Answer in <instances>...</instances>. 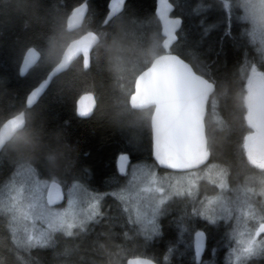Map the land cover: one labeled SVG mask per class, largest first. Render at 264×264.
Listing matches in <instances>:
<instances>
[{
    "label": "snow or ice",
    "instance_id": "1",
    "mask_svg": "<svg viewBox=\"0 0 264 264\" xmlns=\"http://www.w3.org/2000/svg\"><path fill=\"white\" fill-rule=\"evenodd\" d=\"M125 4L126 0H106V11L95 0H78L70 9L55 6L71 38L63 44L61 37L59 63L17 93L18 108L0 121V146L25 125L27 112L40 98L57 89V77L73 63L83 73L91 71L94 49L112 21L125 14ZM221 4L229 25L224 38H230L234 48L244 49L238 125L227 124L216 111L217 79L210 63L192 51L193 44L199 47L217 25L204 26L196 41L182 26V16L213 5L201 3L188 12L186 5L157 0L160 51L145 62L130 86L120 85L127 104L142 114L136 126H150L152 162H138L128 174L129 156L121 153L117 168L129 178L111 191L93 189L77 177L71 182L55 176L41 180L35 167L15 166L0 187V243L10 245L17 264H44L40 252L58 247H62L58 255L68 256L72 251L68 241L95 232L101 224L121 229L117 234L125 245L111 255L122 258L123 264H174V257L175 264H220L216 257L221 249L223 264H264V24L258 22L264 19V0H240L238 5L221 0ZM175 7H180L181 16L170 15ZM233 19L241 25L238 36L231 32ZM44 39L43 31L33 32L21 45L20 76L40 68ZM248 46L256 53L252 59ZM211 50L209 45L207 51ZM0 63L6 66V61ZM79 90L75 113L87 118L96 108V93L93 85ZM202 183L212 186V194L207 187L201 193ZM109 198L116 204V214L104 207ZM167 217L171 235L161 261L149 249L165 236ZM138 238L141 244L126 246ZM209 251L212 258L206 260Z\"/></svg>",
    "mask_w": 264,
    "mask_h": 264
},
{
    "label": "clouds",
    "instance_id": "2",
    "mask_svg": "<svg viewBox=\"0 0 264 264\" xmlns=\"http://www.w3.org/2000/svg\"><path fill=\"white\" fill-rule=\"evenodd\" d=\"M240 0H235L238 5ZM55 5L44 0H0V35L16 26L30 28L33 32L43 31L46 39L41 42L42 60L40 66L45 72L55 67L63 53V44L72 34L64 31ZM264 24V19L258 21ZM107 35L93 51V66L89 73L79 70L76 63L56 80L58 91L72 93L86 85H93L97 104L92 118L99 124L117 130L137 125L140 110L127 104L123 83L130 86L135 74L158 54L159 37L146 20L130 14L114 19ZM53 38H56L55 40ZM15 96L0 90V121L11 115L17 108ZM0 161L12 165H31L42 168L53 176L73 174L78 165L74 148L67 143L59 130L48 129L43 116L35 107L26 114V122L0 146ZM134 241L127 242L129 246ZM125 242L114 228L106 224L96 226L95 232L81 233L68 241L71 253L58 255L62 247L52 250L47 264H123L122 258L111 253L119 251ZM0 257L4 264H17L16 256L0 243Z\"/></svg>",
    "mask_w": 264,
    "mask_h": 264
},
{
    "label": "trees",
    "instance_id": "3",
    "mask_svg": "<svg viewBox=\"0 0 264 264\" xmlns=\"http://www.w3.org/2000/svg\"><path fill=\"white\" fill-rule=\"evenodd\" d=\"M170 1L174 4L186 5L188 12H192L201 3L213 5L212 8L199 14L192 12L190 17L182 16V26L188 32L190 40L196 41L201 38L204 26L208 24L217 25L207 36L203 37V43L199 47L193 44L192 51L199 54L201 59L210 63L212 75L217 79L213 93L216 111L227 124L235 127L239 123L241 111L238 96L240 88L245 82L240 79L244 49L234 48L231 39L224 38V32L229 29V25L226 13L222 9L221 0ZM44 2L70 9L75 6L78 0H44ZM95 3L97 7L106 11V0H95ZM233 3L235 4V0H233ZM155 7L156 0H126L124 12L140 20H153L150 27L156 31L158 22L155 21ZM235 13L239 14L238 7L235 8ZM173 15L181 16L180 7L174 8ZM201 20L205 21V25H201ZM240 28L241 25L233 19L231 32L238 36ZM32 34V29L18 25L13 30L0 35V61H6V66L0 63V90L11 92L15 98L17 93L22 94L25 91L23 85L35 83L38 76L43 75L46 71L45 68L40 66L39 69L31 71L26 77H20L19 75L21 45L27 43V38ZM222 39L223 48L221 50ZM209 45L212 46L211 51H207ZM247 51L249 59L256 56L251 46H248ZM185 59L191 60V57L185 55ZM80 94V90L63 93L54 88L43 95L35 105V108L43 116L47 128L61 131L67 143L74 148L77 156L78 165L73 174L55 177L66 182H71L73 177H77L93 189L111 191L113 188L127 183V174L118 173L116 168V160L121 153H127L130 156L129 170L132 165L138 162H152L150 126L141 125L117 130L97 123L92 115L87 119H80L75 114V103ZM141 116L142 114L137 117V122H139ZM211 127L210 124V129ZM227 147V142H225V150ZM14 169L15 165L0 161V187L3 186L6 178L11 176ZM36 169L39 178L50 180L53 177L42 168ZM129 170H127V173H129ZM158 171L161 174L163 173L159 169ZM205 187L207 189L212 188V186L202 183L201 193H204ZM110 205L111 208H109ZM104 207L111 214H116L118 211L115 202L110 198L106 200ZM168 220V217L163 220L165 236L149 249V252H155L161 261L163 260L165 241L171 235ZM115 231L117 233L121 231L119 226L116 227ZM133 243L141 244L142 239L138 238ZM51 251L49 249L40 252L44 264H47ZM223 257L224 250L221 249L216 257L220 264H223ZM204 258L206 260L212 258L210 251L205 253ZM176 260L174 257V264Z\"/></svg>",
    "mask_w": 264,
    "mask_h": 264
},
{
    "label": "water",
    "instance_id": "4",
    "mask_svg": "<svg viewBox=\"0 0 264 264\" xmlns=\"http://www.w3.org/2000/svg\"><path fill=\"white\" fill-rule=\"evenodd\" d=\"M171 2V1H170ZM156 4H157V0H156ZM155 9H156V7H155ZM173 11H174V9H173ZM173 11H172V13L170 14L171 16H173V17H176V16H174L173 15ZM20 77H22V76H20ZM95 109V108H94ZM94 111V110H93ZM76 114V113H75ZM77 116V115H76ZM91 116V115H90ZM89 116V117H90ZM78 117V116H77ZM89 117H87V118H89ZM78 118H80V117H78ZM87 118H80V119H87ZM151 131V130H150ZM119 157V156H118ZM118 157H117V159H118ZM152 158V157H151ZM129 162H130V158H129ZM128 166H129V163H128ZM128 166H127V168H128ZM116 168H117V160H116ZM159 170H161V171H164L163 169H159ZM117 171H118V168H117ZM126 171H127V169H126ZM118 173H120L119 171H118ZM120 174H123V173H120ZM62 202L63 201H61L60 203L62 204ZM59 206V205H58Z\"/></svg>",
    "mask_w": 264,
    "mask_h": 264
},
{
    "label": "rangeland",
    "instance_id": "5",
    "mask_svg": "<svg viewBox=\"0 0 264 264\" xmlns=\"http://www.w3.org/2000/svg\"><path fill=\"white\" fill-rule=\"evenodd\" d=\"M129 170V169H128ZM131 173V168H130V170H129V173L128 174H130ZM127 177V179L126 180H128V178H129V175H127L126 176ZM39 178V177H38ZM39 179H41V180H45V179H42V178H39ZM208 194H212V188H208ZM64 204L66 205V201H64Z\"/></svg>",
    "mask_w": 264,
    "mask_h": 264
},
{
    "label": "bare ground",
    "instance_id": "6",
    "mask_svg": "<svg viewBox=\"0 0 264 264\" xmlns=\"http://www.w3.org/2000/svg\"><path fill=\"white\" fill-rule=\"evenodd\" d=\"M76 104V103H75ZM124 154H127V153H124ZM121 155V154H120ZM128 155V154H127ZM129 156V155H128ZM130 158V156H129ZM176 213L174 212L173 215H175ZM168 219H171V217H168ZM165 251V250H164ZM164 253V252H163ZM177 259V258H176Z\"/></svg>",
    "mask_w": 264,
    "mask_h": 264
}]
</instances>
